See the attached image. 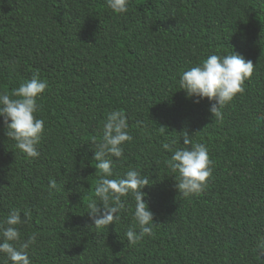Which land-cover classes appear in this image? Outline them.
Returning a JSON list of instances; mask_svg holds the SVG:
<instances>
[{"label":"trees","instance_id":"trees-1","mask_svg":"<svg viewBox=\"0 0 264 264\" xmlns=\"http://www.w3.org/2000/svg\"><path fill=\"white\" fill-rule=\"evenodd\" d=\"M229 54L255 71L216 119L212 103L189 98L180 79ZM36 72L48 85L35 113L45 122L38 159L16 148L0 117V224L14 211L30 214L19 231L22 242L37 237L31 264H264L256 251L264 241V0H129L123 15L107 0H0V94ZM118 110L133 139L123 158H110V179L132 170L149 179L142 192L155 216V238L136 246L127 240L131 194L109 228L96 229L88 215L109 178L97 175L93 142H103L107 115ZM184 133L214 163L205 192L187 199L165 164L174 152L163 147L183 149ZM0 264L11 262L0 254Z\"/></svg>","mask_w":264,"mask_h":264},{"label":"clouds","instance_id":"clouds-1","mask_svg":"<svg viewBox=\"0 0 264 264\" xmlns=\"http://www.w3.org/2000/svg\"><path fill=\"white\" fill-rule=\"evenodd\" d=\"M129 0H107L108 7L116 14L128 12ZM255 66L239 54H229L225 57L212 55L201 66L193 67L182 74L180 87L189 98L198 97L212 103L210 112L213 118L222 119V109L230 104L237 95L245 92V83L254 74ZM48 85L41 82L39 72H36L29 82H24L11 95L0 94V117L6 126L8 139L15 141L16 148L29 158L38 159L40 152L37 146L41 143L45 131V122L37 119L35 113L40 110L37 99L47 90ZM15 97V98H13ZM199 103V100L196 101ZM10 122V123H9ZM140 123L137 127H141ZM128 119L124 111H115L107 115L103 128V142L95 146L94 160L99 162L97 175L103 178L99 181L95 201L88 205L89 217L96 229L109 228L118 219V213L125 209L122 198L130 194L135 200L134 220L136 225L127 232V240L131 246H136L145 237L155 238L153 225L155 216L146 204L143 189L150 186V181L137 171H128L124 178L110 179L114 176L111 157L121 159L124 156L123 145L131 143L128 135ZM167 130L161 127L163 133ZM183 149H174L173 145L165 143V151L174 152L170 160L165 161L166 167L176 175L177 191L183 198L202 195L208 181L213 175L214 163L206 146L193 144L191 137L184 133ZM58 190L57 182L50 180V192ZM102 205V208L100 207ZM26 220L21 219L19 211L12 212L3 224H0V254H4L11 264H31L27 255L29 248L35 244L37 237L33 235L26 242L21 241L19 228L30 220V214L24 213ZM138 226L139 234L135 231ZM16 245H19L17 247ZM264 259V241L256 250Z\"/></svg>","mask_w":264,"mask_h":264}]
</instances>
